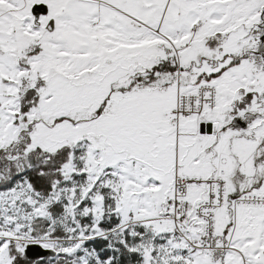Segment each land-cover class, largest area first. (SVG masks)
I'll return each instance as SVG.
<instances>
[{
	"label": "snow or ice",
	"instance_id": "6c2138e0",
	"mask_svg": "<svg viewBox=\"0 0 264 264\" xmlns=\"http://www.w3.org/2000/svg\"><path fill=\"white\" fill-rule=\"evenodd\" d=\"M0 264H264V0H0Z\"/></svg>",
	"mask_w": 264,
	"mask_h": 264
}]
</instances>
